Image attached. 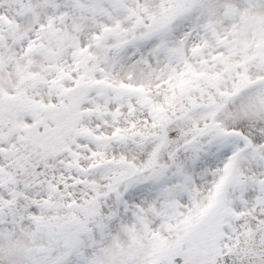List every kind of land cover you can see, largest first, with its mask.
<instances>
[{"label": "snow or ice", "instance_id": "6c2138e0", "mask_svg": "<svg viewBox=\"0 0 264 264\" xmlns=\"http://www.w3.org/2000/svg\"><path fill=\"white\" fill-rule=\"evenodd\" d=\"M0 264H264V0H0Z\"/></svg>", "mask_w": 264, "mask_h": 264}]
</instances>
